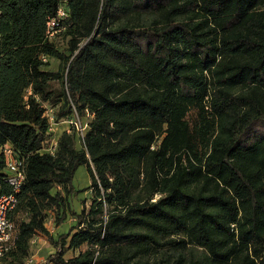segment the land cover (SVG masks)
Segmentation results:
<instances>
[{"label":"trees","instance_id":"obj_1","mask_svg":"<svg viewBox=\"0 0 264 264\" xmlns=\"http://www.w3.org/2000/svg\"><path fill=\"white\" fill-rule=\"evenodd\" d=\"M48 107L73 120L54 154ZM4 145L26 177L1 264H26L37 235L56 249L37 264H264V0H0ZM80 165L92 196L78 212ZM50 211L74 225L52 234ZM189 244L207 256L186 261ZM165 246L176 255L135 259Z\"/></svg>","mask_w":264,"mask_h":264},{"label":"rangeland","instance_id":"obj_2","mask_svg":"<svg viewBox=\"0 0 264 264\" xmlns=\"http://www.w3.org/2000/svg\"><path fill=\"white\" fill-rule=\"evenodd\" d=\"M55 41L58 45L61 46V45H64L67 40H66L65 35L62 33L56 38ZM57 65H58V62L55 59L50 58V67L56 69ZM53 111H54V108H51V107H48L46 110V112L49 114V117L53 116L50 122V131L53 137L57 139L58 136L65 129L72 128L73 120L69 119V120H62L60 122H55ZM82 121L83 122L86 121V118H83ZM90 183H91V175L88 171L87 166L80 165L76 169L74 177H73V184L75 186L76 192L70 200V206H72L74 210L79 212L82 209L83 204L84 206H87V207L90 205L91 203L90 197L92 196V189L87 188L90 186ZM56 214H57L56 211L49 212L48 217L46 219V226L54 235H56L57 233L68 232L70 228L72 227V225H74L75 223L74 218L71 215H68L67 219L63 222V224L59 226V225H56ZM19 218L25 219L26 216L24 213H20ZM44 240L47 241L46 237L43 235H37L32 240V251H31L30 256L34 257L36 264L38 263L37 257L39 255L41 254H43V256L46 255L45 249H42V250L40 249L41 248L40 246ZM85 248H86V245L82 246L81 249H85ZM137 252L138 253L135 256V259L144 258L146 260L148 259L149 262H154L156 259H159L160 257L165 256V255L167 256L171 255V257H173V255L174 254L176 255L177 253V251L170 246H165L160 251L152 250L150 253L148 254L145 253L144 255L142 254L141 250H138ZM66 254L70 256V255H73L74 253L69 250ZM184 254H185L186 261H189V259L193 256H195L194 258L196 259L197 258L204 259L207 256V250H205L203 247H199L194 244H189L187 249H185Z\"/></svg>","mask_w":264,"mask_h":264},{"label":"built area","instance_id":"obj_3","mask_svg":"<svg viewBox=\"0 0 264 264\" xmlns=\"http://www.w3.org/2000/svg\"><path fill=\"white\" fill-rule=\"evenodd\" d=\"M63 7L58 9L57 16L52 17L47 23V33L54 36L60 29V21L65 17ZM50 122L53 116L45 112ZM77 131L83 137L86 124L77 116L74 119ZM57 148V139L52 137L50 142L44 145L43 150L54 154ZM0 151L4 154L6 161L7 179L12 185L13 191L10 193L0 194V263L2 258L11 250L15 243V227L11 219V213L18 203L17 193L20 191L26 177L25 160L10 145L0 147ZM26 264H36L33 256L26 259Z\"/></svg>","mask_w":264,"mask_h":264},{"label":"crops","instance_id":"obj_4","mask_svg":"<svg viewBox=\"0 0 264 264\" xmlns=\"http://www.w3.org/2000/svg\"><path fill=\"white\" fill-rule=\"evenodd\" d=\"M40 247H41V248H40L41 250H42V249H45V251H46V255H45V256H43V254L39 255V256L37 257V262L44 261V260L48 257V255H50V254H52V253H54V252L56 251V249H55V248H54V247L48 242V240H47V241L44 240ZM69 250L72 251L74 254H77V253L79 252V249H76V250L68 249L67 252H68ZM82 250H83V249H82ZM67 252H66V253H67ZM42 253H43V251H42ZM66 253H65V257H66V258L71 257V256L74 255V254H73V255L68 256ZM50 264H56V263H50Z\"/></svg>","mask_w":264,"mask_h":264}]
</instances>
